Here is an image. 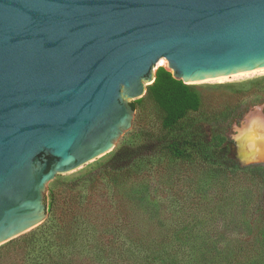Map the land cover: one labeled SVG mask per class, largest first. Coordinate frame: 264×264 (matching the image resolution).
<instances>
[{"label": "water", "instance_id": "obj_1", "mask_svg": "<svg viewBox=\"0 0 264 264\" xmlns=\"http://www.w3.org/2000/svg\"><path fill=\"white\" fill-rule=\"evenodd\" d=\"M159 62L187 84L264 72V0H0V247L130 131Z\"/></svg>", "mask_w": 264, "mask_h": 264}, {"label": "trees", "instance_id": "obj_2", "mask_svg": "<svg viewBox=\"0 0 264 264\" xmlns=\"http://www.w3.org/2000/svg\"><path fill=\"white\" fill-rule=\"evenodd\" d=\"M149 90L169 132L153 153L104 169V184L101 173L89 177V194L71 186L63 207L53 196L22 264H264L244 238L264 243V195L248 185L264 183L262 164H242L232 139L203 122L176 126L200 100L166 67Z\"/></svg>", "mask_w": 264, "mask_h": 264}, {"label": "rangeland", "instance_id": "obj_3", "mask_svg": "<svg viewBox=\"0 0 264 264\" xmlns=\"http://www.w3.org/2000/svg\"><path fill=\"white\" fill-rule=\"evenodd\" d=\"M160 67L164 66L157 65L155 72ZM150 85H146L144 96L137 101L130 131L116 142L105 157L57 177L49 183L46 192L48 217L44 222L50 217L49 207L53 196L58 207H63L66 204V191L71 186L80 188L83 196L89 194L91 182L88 180L89 177L101 173L103 175L100 180L104 184V169L112 170L118 163L126 162L137 154L153 153L154 138L163 136L169 130L164 124L165 112L150 92ZM191 85L199 96L200 105L197 109L186 112L176 126L203 122L210 134H224L232 139L231 155L238 158L242 164H262L258 166V170L264 173V160L253 158L245 140L239 139L245 127V120L250 114L264 115V72L255 70L226 81L213 78L206 84ZM168 158L169 156L166 157ZM257 180L255 186L249 183L248 185L254 193L260 192L264 195V183ZM239 188L240 186L237 185L236 190ZM78 199L82 200V198ZM39 226L32 232L0 247V264H22L21 259L31 251L30 238ZM235 235L241 236V234ZM244 238L248 242L252 257L258 252L264 253V243L258 240L255 233L247 234Z\"/></svg>", "mask_w": 264, "mask_h": 264}, {"label": "bare ground", "instance_id": "obj_4", "mask_svg": "<svg viewBox=\"0 0 264 264\" xmlns=\"http://www.w3.org/2000/svg\"><path fill=\"white\" fill-rule=\"evenodd\" d=\"M161 64L160 62L157 64ZM239 139H244L253 158L264 160V115L250 114L244 124ZM243 137V138H242Z\"/></svg>", "mask_w": 264, "mask_h": 264}]
</instances>
